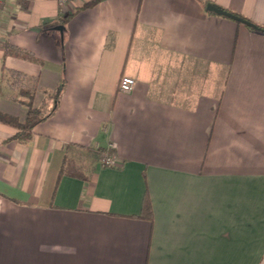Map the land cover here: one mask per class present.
Segmentation results:
<instances>
[{"label":"crops","instance_id":"obj_1","mask_svg":"<svg viewBox=\"0 0 264 264\" xmlns=\"http://www.w3.org/2000/svg\"><path fill=\"white\" fill-rule=\"evenodd\" d=\"M60 1L0 10V78L66 82L30 142L0 122V264H264V32L199 0ZM205 1L264 27V0Z\"/></svg>","mask_w":264,"mask_h":264},{"label":"trees","instance_id":"obj_2","mask_svg":"<svg viewBox=\"0 0 264 264\" xmlns=\"http://www.w3.org/2000/svg\"><path fill=\"white\" fill-rule=\"evenodd\" d=\"M100 1L103 0H94L92 2L86 3L81 8L77 9L76 12L78 13L81 10L91 8L98 4ZM199 1L202 3L204 8H206L208 4H211L205 0ZM75 13L62 18L61 21L66 24ZM233 14L239 16L245 21L251 22L249 19L242 15L236 13ZM235 22L238 24H243L238 21ZM257 27L259 30H254L250 27L248 28L254 31L264 32V27ZM7 56H13L30 62L40 63V60L35 56L33 52L11 45L9 43L6 44L4 50V57ZM1 86H3L7 91V93L4 94L5 96H7L9 99L21 103L27 109V114L23 122L18 121L13 116L0 112V122L16 127L18 129V132L15 135L14 139L20 143L25 144L32 140L34 128L38 124L46 121L57 112L60 105L61 96L66 87V82L65 79L62 78L61 82L54 90H49L40 87L38 77L30 76L17 70L7 69L3 66L0 78V87ZM37 93H42L45 97H47L43 99L39 106L34 105V100Z\"/></svg>","mask_w":264,"mask_h":264},{"label":"built area","instance_id":"obj_3","mask_svg":"<svg viewBox=\"0 0 264 264\" xmlns=\"http://www.w3.org/2000/svg\"><path fill=\"white\" fill-rule=\"evenodd\" d=\"M66 0H61V3H64ZM4 0H0V10L2 7ZM135 86V81L134 79L130 78V77H122L119 81V91L121 92H131L133 90ZM101 162L103 165L105 166H109V167H114L118 164V160L117 158H115L114 156H110L107 152L102 151L101 154Z\"/></svg>","mask_w":264,"mask_h":264},{"label":"water","instance_id":"obj_4","mask_svg":"<svg viewBox=\"0 0 264 264\" xmlns=\"http://www.w3.org/2000/svg\"><path fill=\"white\" fill-rule=\"evenodd\" d=\"M206 10L209 13H212V14H215V15H218V16H223V17H226V18L241 22V23L247 25L248 27H250V28H252L254 30H259L257 25H255V24H253L251 22L245 21L242 18H240L239 16H237V15H235L233 13H230V12L220 8V7H217L216 5L208 4L206 6ZM57 29H59L61 31V34H62L64 26L60 25V26L57 27Z\"/></svg>","mask_w":264,"mask_h":264}]
</instances>
